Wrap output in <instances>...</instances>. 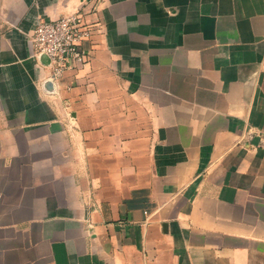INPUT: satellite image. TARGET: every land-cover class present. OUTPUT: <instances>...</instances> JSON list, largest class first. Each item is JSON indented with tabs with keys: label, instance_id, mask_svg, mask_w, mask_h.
Wrapping results in <instances>:
<instances>
[{
	"label": "crops",
	"instance_id": "0c3cea01",
	"mask_svg": "<svg viewBox=\"0 0 264 264\" xmlns=\"http://www.w3.org/2000/svg\"><path fill=\"white\" fill-rule=\"evenodd\" d=\"M0 264H264V0H0Z\"/></svg>",
	"mask_w": 264,
	"mask_h": 264
},
{
	"label": "built area",
	"instance_id": "2783aa9c",
	"mask_svg": "<svg viewBox=\"0 0 264 264\" xmlns=\"http://www.w3.org/2000/svg\"><path fill=\"white\" fill-rule=\"evenodd\" d=\"M87 14L84 6L57 18L36 21L32 44L35 54L49 55L52 81L56 82L66 70L83 68L89 62L84 42L92 37L96 26L88 21Z\"/></svg>",
	"mask_w": 264,
	"mask_h": 264
},
{
	"label": "water",
	"instance_id": "95a60500",
	"mask_svg": "<svg viewBox=\"0 0 264 264\" xmlns=\"http://www.w3.org/2000/svg\"><path fill=\"white\" fill-rule=\"evenodd\" d=\"M40 57H41L42 60H43L44 62H46L47 64H51L50 57H49V55H48L47 53H41V54H40ZM49 82H53V83H54V81H52V80H50Z\"/></svg>",
	"mask_w": 264,
	"mask_h": 264
}]
</instances>
